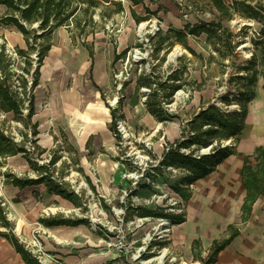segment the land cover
Segmentation results:
<instances>
[{"label":"rangeland","instance_id":"obj_1","mask_svg":"<svg viewBox=\"0 0 264 264\" xmlns=\"http://www.w3.org/2000/svg\"><path fill=\"white\" fill-rule=\"evenodd\" d=\"M157 1H147L149 9H154L147 15V19L157 20L156 22H161L163 26V29L151 37L153 54L145 57L141 63L135 62L134 57L130 56L126 65L127 73L122 70L124 64L120 66V62L113 60V57L109 55L106 58L107 72L102 74L93 72V77H97L98 83L100 79L108 82V87L102 86V98L105 105L115 107L114 127L117 129V134L110 126V115L105 123L88 125L82 121L77 122L78 100L81 93L91 90L92 86L98 87L99 84L96 85L93 77H88L87 69L75 71V67L70 62L74 58L70 54L80 48L82 43L89 45L90 42L89 39L82 42L79 34L72 36L70 34L74 29L72 24L69 27L72 31L67 27L57 28L50 41L65 54L63 65L57 70L56 68L52 70L54 75L61 76L57 80L51 78L53 80L47 81L45 86L41 81V86L34 89V94L37 96L42 91L44 96L42 109L47 106L49 98L53 96L54 99L57 98L61 107L59 114H55V111L51 114L54 118L53 123L45 121V124L40 127L39 143L45 145L47 150L33 151L31 140L34 136L30 133V129L24 127L21 122L17 124L15 119L11 118L12 115H4L0 118L1 128L17 139L15 142L18 146L27 148L28 155L33 159L42 163L47 162L51 156H57V162L50 165L49 169L53 171L54 177H62L68 187L81 196V206L75 207L67 201H53V195L46 196L42 184L28 189L27 193L31 194L35 208L28 222L29 230L25 234L18 235L25 236H23L25 243H33L32 240H35L42 245L40 223L37 219L54 211L87 220V225L66 226L62 229H68L70 232L67 234H73L74 238H78L81 231L83 235L90 232V238H86L85 242L95 243L90 245V248L101 259L105 257L104 263L192 264L191 256L186 258L184 250L177 253L173 251L176 254V260L167 250L169 229L176 222L168 218L140 216L136 208L138 206L164 207L169 212L185 215V202L186 200L188 202L191 194L190 184L182 185L183 193L189 196L186 200L175 193L169 184L178 182L179 178L185 172L188 174L189 171L167 166L166 170H171L170 173L154 174L155 176L152 177L153 172L150 169L151 165H157L162 159L164 150V147L160 145L162 140L169 143L166 136L163 137L165 127L171 125L176 133V137L172 140L176 141L171 148L179 147L181 152L187 154L192 151L194 156L211 152L218 146L217 144L235 149L239 139L242 148L248 146L251 138L264 141V108L257 95L259 91L264 93L262 87L264 36L259 34L262 22L246 18L245 9L242 7L241 14L235 13L231 20L223 21L231 33V45L234 46L232 51L217 36L209 37L204 32L199 35H187L186 43H189L191 47L189 51L182 44L177 43L173 30L182 29L183 25L215 20L216 9L208 0H171L178 11L176 17L181 21L179 25H182L177 28L171 26L172 22L165 24L162 16L160 18L156 15L158 8L155 9V7L159 5ZM231 1L233 0H228V2ZM245 1L251 5L258 3L264 5V0ZM163 8L165 14L167 11V16L169 12H173L170 8L169 10L164 6ZM107 9L96 10V25L95 22L93 24L92 21H86L88 31L95 32L99 29L106 31L103 25L105 20L102 17L107 16ZM3 11L0 9V15ZM137 24L136 22L134 38ZM9 30L16 31L13 27ZM218 34L220 32L217 31ZM3 41L7 52L13 56L15 40L10 41L9 38L0 34V44ZM131 47V44L127 45L122 59ZM31 58L34 62L36 53H32ZM97 58L94 53V59ZM21 62L19 58L10 65L11 71L15 72L13 80L18 79L19 82L20 75L23 73ZM187 62L190 63L187 65ZM251 72H258L252 85L248 82V75ZM27 75L29 79H32L30 73ZM194 77L200 78L201 81L197 82ZM148 81H151L150 86L146 84ZM172 84H178L179 88L174 90L170 97H166L172 90ZM249 85L253 88V97L248 101H245L243 96L238 98V94L247 92ZM11 86L14 89L17 84L14 82ZM151 89H155L156 99L162 108L158 112H165L168 119L161 124H159L158 115L149 113L145 104V95L150 93ZM194 89H208L209 96L206 101L200 100L193 103L191 94ZM177 91L183 92L177 95ZM210 104H214L226 113L232 112L230 116L240 114L242 109H245L242 120L244 127L241 133L228 140H214L208 147L181 144L184 139L190 142L193 134L192 131L187 130V116L195 112L198 106L201 107L200 111ZM22 109L26 113V103ZM193 116L189 119L191 120ZM237 121L240 120L237 119ZM118 123H122L124 129L120 130ZM69 137L75 143L73 148L69 147ZM80 156H85V159H82L83 166L80 165ZM249 161L251 164L255 163L254 154H250ZM3 162L6 167L4 165L5 169L1 171H11L21 177L35 175V171L29 168L25 155L22 153H17ZM84 175L91 178L94 190L87 184ZM0 192H2L1 188ZM208 210L212 215L216 214L214 209L209 207ZM187 220V228H189V222L194 220L190 219L189 215ZM225 225V222H216L212 227L211 235L222 237L227 234ZM239 228L241 229V234L238 236L239 243H264V216L250 221L243 227L239 225ZM205 237L209 236L205 234ZM198 243L203 242L198 239ZM42 247L45 251L52 253L44 245ZM191 249L195 255L202 253L200 244H192Z\"/></svg>","mask_w":264,"mask_h":264},{"label":"crops","instance_id":"obj_2","mask_svg":"<svg viewBox=\"0 0 264 264\" xmlns=\"http://www.w3.org/2000/svg\"><path fill=\"white\" fill-rule=\"evenodd\" d=\"M119 1L122 8V10H120L119 12L112 11L115 8L116 2L101 1V3L95 8V11L92 15V22L93 24L95 22V25H96V16H95L96 10L100 8H104L105 11V9L108 8L107 16H106L107 18L105 16L102 17L105 20L103 22V25L106 31H104L103 29H99L95 32H92V31H88V29L85 26V31L82 33H78L77 31L70 32L72 36L79 34L81 36L82 42H86L88 39L90 40L89 45L87 43H82L80 48H77L74 53L70 54V56H74V58L70 62L73 64V67H75V71L76 69L81 71L87 69L88 77H93L94 71L97 72L98 74L106 73L107 56L111 55L113 57V60L119 61V59L122 57V54H124L123 52L125 51L127 45L128 44L133 45L135 43L136 37L134 38V30H135L136 22L132 14L135 13L136 16H143L148 14L147 11L150 12L154 10L151 8L149 9L147 5L148 0H144L142 3L136 5L131 4L129 0H119ZM225 1L228 2V0ZM157 4L159 5L155 7V9L158 8L156 15L160 18L162 16L163 22L165 24H170V22H172L173 25L171 26H175L177 28L182 27V25L181 26L179 25L181 21H179V18L176 17L178 15V11L176 10L173 1L158 0ZM163 6L168 8V10L170 8L173 12L171 13L169 12V16H167V11L166 14L165 12H163L164 9ZM0 9L4 10L3 13L1 14L3 15L5 12V6L0 4ZM11 27H13L16 31H10L9 28ZM60 27H66V26H60ZM0 34L3 37H6L7 39L9 38L10 41L15 40L14 42L16 44L14 46L15 51L13 53V56H11L7 52L4 41L0 45H4V50L10 57V60L12 62L11 64H13L14 61L19 58L22 60L21 62L22 64L21 69H22L24 65L23 58L19 57L16 53V48L26 49V43L23 39L22 34L15 26L3 25L1 23H0ZM187 45L189 46V48H191L189 43H187ZM93 52L95 53V57L96 56L98 57L97 59H94ZM119 54H121V56L119 58H116V56ZM64 55L65 54L61 49H58L56 46H54V44L51 43V47L48 50L47 54L45 55L43 62L39 68L40 74L38 78V83L34 89L41 86L40 85L41 81L45 86V83L47 81H50L51 78L57 80L61 76L56 74L54 75L52 73V70L54 68H56L57 70L59 67L63 65L65 59ZM187 60H188V55H187ZM189 63L190 62H187V65ZM61 72L62 69L60 70V73ZM103 76H105V74H103ZM96 78L97 77H93L96 85L99 84L98 87L92 86L91 90H86L84 91V93H81L82 95L78 100L77 122L81 123L82 121L88 125L100 124V122L105 123L106 121H108V115H110L111 117L110 126H111L113 118L116 120L115 107L105 105L101 92L103 90L102 86L108 87V82L100 79L98 83L96 81ZM194 79H196L197 82L201 81L200 78L197 77H194ZM18 89L21 90V88ZM34 89L32 91L33 114L31 116L30 123L27 126L24 124L23 121L19 120L18 118H15L12 111L5 112L0 110V118H3L4 115L5 116L12 115L11 118L15 119L17 124L21 122L24 125V127L30 129V133L34 136L33 137L34 139L31 140L32 150L34 151L36 146L38 147L39 150L46 151L47 150L45 148L46 146L43 145L42 143H39L40 139H38V134L40 131V127L43 124H45V121L53 123L54 118L51 116V114L54 111L55 114H59L60 113L59 109L61 107H59V102L57 98L54 99L53 96L49 98L47 106L44 109H42V102L44 96L42 95V91H40L39 96L35 95ZM181 92L177 91L176 93L177 95H179ZM188 93L189 91L187 90V95ZM147 94L149 93H146L145 100ZM257 95L261 100L264 101V93H261L259 91ZM208 96H209L208 89H204V90L194 89L191 94V100L193 103L200 102V100L206 101ZM113 97L115 98V95ZM133 103H135V101H133ZM200 108L201 107L198 106L197 110L192 114H190L189 117L195 115ZM160 109L162 108L160 107ZM21 112H22V117H25L26 113L23 112L22 108H21ZM161 112L162 111L158 112V115L165 116V119L163 120L158 119V121H160L159 124H161L162 121L168 120L166 118L165 112H162V114ZM189 117L187 116V122L190 120ZM32 124H35L36 126L35 128L36 134L32 132V128H31ZM0 129L4 132V134L8 135L6 131L3 128H1V126ZM165 130L166 131L163 132V137L166 136V139L169 141V143H167L165 140H162L160 144L164 147V150L162 151V157L164 156L165 152L171 148V145H173L174 142L176 141V140L172 141L176 137V133L174 132V129L171 127V125L166 126ZM67 134H69V132H67ZM8 136H10L14 142L17 140L15 137H13V135L12 136L8 135ZM68 141H69V147L73 148L75 144L74 141H72L70 137L68 138ZM15 144L17 145L16 142ZM262 144H264V141L261 142L260 140H256V138H251L248 146L242 148L241 140L239 139V142L237 143V145H235V149L237 153L229 155L227 158H225L220 163H218L215 166V168L212 171H210L208 174L195 180L192 185L190 184L191 194L190 197L188 196L189 197L188 202L186 200L184 206L185 215H183V217L185 216V220L179 223L172 224V226L169 229V238H168L169 242H168L167 250L169 251L170 255H172L173 258H175V260H176V254L173 251L177 253V252H182L184 250L185 251L184 256L186 258L187 256H191L192 264H199L198 259H194L195 253L193 254L192 252L191 249L192 244H200L202 248V253L199 254L201 256H205L211 245V242L214 239H221L227 235L225 234L222 237L212 236L211 231L213 225L216 222H220V223L225 222L226 223L225 229L227 233H228L227 225L229 224L236 225L238 227L239 233L237 234V236L233 238V240L229 244H227L222 250H220L217 253L216 261L214 264H264V243H239V239H238V236L241 234V229L239 228V225L243 227L244 225L250 223V221H253L254 219H258L264 216V197L259 196L256 199V201L253 203L252 210L248 218L244 222L241 221V204L245 195V189L243 188V185L241 183L240 169L244 157L248 156L249 159L250 154H254V149ZM25 149L26 152L29 153L27 148ZM19 153L24 154V152H19ZM9 157L11 156H7L2 160L4 161ZM52 157L53 156H51L50 159ZM31 159L36 161L32 157ZM82 159H85V156H80L81 166H83ZM49 160L47 162H42V163H39L38 161L36 162H38L39 165L45 163L47 164ZM57 160L58 157L53 164H55ZM3 161L0 165V188L2 190V192H0V202L5 209V214L9 225L3 226L0 224V264H26L23 258L21 257V255L15 250V247L10 242V240L3 234H7L8 231L10 230L18 238L20 243L22 242L25 243V239H24L25 236L22 235L20 237L18 235L25 234L29 230L30 227L28 226V222L31 213L35 208L31 194L30 193L28 194L27 190L36 185L42 184L44 186V192L46 193V196L50 197L53 195L52 197L53 201L63 200L71 203L75 207H80V206L75 205L74 203L70 202L60 194L49 192L46 189L44 183H36L33 185H26L24 187H18L14 185L11 178L7 177L6 175L13 174L17 177H21V176H18L11 171H6V172L1 171L5 169L4 165L6 167V164H4ZM26 162L29 166L27 158H26ZM26 176L35 177L36 171H35V175H26ZM26 176H22V177H26ZM56 178H58V180L61 181L68 189L72 190L75 194H77L79 198H81L78 192L68 187L66 182L63 181L62 177H56ZM84 178L87 184L90 186V188L94 190L95 187L91 181V178L88 175H84ZM183 185L187 186V184H183ZM185 189L187 190V187H185ZM209 207L212 210L214 209L216 211L215 215H212L209 212L208 210ZM138 211L139 209L137 208V212ZM187 214L189 215L190 219L194 220V222H189L190 223L189 228H187V221H188ZM54 217L62 218V219L70 218L73 220L81 219L82 222H78L74 225H67V224L47 225L39 222V218L50 219ZM37 220L40 223L42 245H44L46 249L52 251V253L63 258L68 264H108L106 262L105 263L103 262V259L105 257L101 259V257L97 255L95 251H93L90 248V245H94L95 243L85 242L86 238H90V234H91L90 232L88 234L83 235L81 231L78 235V238H74L73 234H69V235L67 234V232H70L68 229H62L65 228L66 226L77 227L80 225L82 226L87 225L86 224L87 220L85 218L76 217L72 215L68 216L61 212L52 211L51 213L49 214L47 213V215H44V217H38ZM205 234H207V236L209 237L206 238ZM205 238L206 240H204ZM198 239H200L201 242L203 243H192L194 240L198 241ZM204 241L207 242L204 243ZM24 243L22 244L24 245ZM187 246H188V250H187Z\"/></svg>","mask_w":264,"mask_h":264},{"label":"trees","instance_id":"obj_3","mask_svg":"<svg viewBox=\"0 0 264 264\" xmlns=\"http://www.w3.org/2000/svg\"><path fill=\"white\" fill-rule=\"evenodd\" d=\"M103 2H116L114 12L122 10L119 0H0V4L5 6V12L0 16V23L3 25L15 26L23 36L26 43V49L16 48V53L23 58L24 65L20 75V82L18 79L13 80L15 72L10 70L11 60L4 50V45H0V110L12 111L15 118L23 121L27 126L30 123L33 114V94L32 91L38 83L39 68L43 62L45 55L51 47V37L53 31L60 27H70L72 24L73 31L82 33L85 31L86 21H92V15L95 8ZM131 4L136 5L142 3L144 0H129ZM217 11L216 19L210 22H200L198 24L183 25L182 29H174V36H176L177 43L182 44L189 49L186 43L187 35H199L202 32L207 36H217L218 39L227 44L232 51L234 46L231 45V33L224 25L223 21L231 20L235 13L241 14L242 7L245 9L244 16L246 18L257 19L262 22L259 34L264 36V5L246 3L245 0H233L227 2L225 0H208ZM148 14L150 13L147 11ZM147 14V15H148ZM134 20L139 23L147 20L148 16H136L132 14ZM70 31L72 29L69 28ZM217 31L220 34L217 35ZM125 52V51H124ZM123 52V53H124ZM36 53V59L33 62L31 54ZM122 54V53H121ZM121 54L117 55L119 58ZM34 63V65H33ZM30 73V77L28 75ZM258 72H251L248 75V82L252 85L257 77ZM27 75V76H26ZM16 83L17 87L12 88L11 84ZM148 86L151 81L146 82ZM251 85L248 86L247 92L238 94V98L243 96L245 101L250 100L254 91ZM172 90L166 97H170L172 92L179 88L178 84H172ZM264 88V82L262 84ZM18 88H21L19 90ZM155 89H151L147 94L145 104L151 114L158 115L160 110V102L156 99ZM226 98V97H225ZM228 100V99H226ZM241 103L240 100H238ZM26 103V115L22 117L21 108ZM214 104L208 105L196 113L187 123V130L192 131L191 141L187 139L182 140L184 146L195 144L198 147H208L214 140H228L238 136L244 127L242 120L245 116V109H242L240 114L233 116L232 112L226 113ZM114 115V113H113ZM160 120L165 119L162 115H158ZM239 119L240 121H237ZM116 120L113 118L111 126L117 134L114 127ZM32 132L36 134L35 124L31 125ZM119 136V135H118ZM212 149L211 152L194 156L193 152L187 154L181 152L178 148L168 149L162 159L157 165H151L150 169L153 172L152 177L156 175H167L170 170H166L167 166L179 168L186 172L179 178L176 183H170V188L177 193L181 198L187 199L188 195L183 193V184H191L198 178L208 174L215 166L231 154L237 153L235 149L228 147H221L220 144ZM35 149L38 147L35 146ZM19 152H24L30 168L36 171L35 177H17L13 174L6 175L11 178L14 185L24 187L26 185H33L36 183H44L49 192L60 194L70 202L77 206H81V200L72 190L68 189L58 178L54 177L53 171L49 166L55 162L57 156H53L46 164H38L27 155L24 147L18 146L12 138L0 129V165L2 159L7 156L15 155ZM255 163L251 164L248 156L244 157L241 169V183L245 189V195L241 204V221L244 222L251 210L253 203L259 196L264 197V144L257 146L254 149ZM151 187L150 185H148ZM140 216H150L159 218H168L179 223L184 220L182 214L169 212L164 207L148 208L146 206H139ZM40 223L47 225L52 224H67L74 225L82 220L62 219V218H39ZM0 224L8 226V220L5 214V209L0 202ZM228 233L221 239H214L205 256L200 254L194 255V259H198L199 264H214L217 253L229 244L235 236L239 233L238 227L234 224L227 225ZM6 236L15 247V250L21 255L26 264H39L35 256L30 250L24 247L19 242L18 238L9 230ZM193 243H198L194 240Z\"/></svg>","mask_w":264,"mask_h":264},{"label":"built area","instance_id":"obj_4","mask_svg":"<svg viewBox=\"0 0 264 264\" xmlns=\"http://www.w3.org/2000/svg\"><path fill=\"white\" fill-rule=\"evenodd\" d=\"M156 21L157 20L151 21V18H149L137 24L135 43L126 52L124 59H122V57L119 59L120 66L121 64H124L123 69H122L123 72L125 73L128 72L126 65H127V61L129 60L130 56L134 57L135 62L141 63L145 57L149 56L150 54H153V46L151 42V37L155 35L157 31H160L161 29H163L162 23L161 22L157 23ZM145 90L147 91V89ZM117 126L120 130L124 129V126L122 125V123H118ZM32 242L33 243H25V247L31 251V253L35 256L39 264H68L60 256L54 253H49L45 251L41 243L39 242L36 243L35 240L34 241L32 240Z\"/></svg>","mask_w":264,"mask_h":264},{"label":"bare ground","instance_id":"obj_5","mask_svg":"<svg viewBox=\"0 0 264 264\" xmlns=\"http://www.w3.org/2000/svg\"><path fill=\"white\" fill-rule=\"evenodd\" d=\"M135 56H137V55H135ZM261 104H262V107L264 108V101L263 100H261V102H260Z\"/></svg>","mask_w":264,"mask_h":264}]
</instances>
